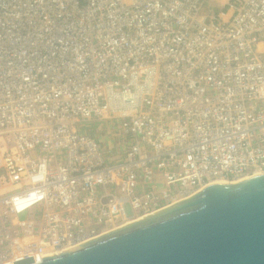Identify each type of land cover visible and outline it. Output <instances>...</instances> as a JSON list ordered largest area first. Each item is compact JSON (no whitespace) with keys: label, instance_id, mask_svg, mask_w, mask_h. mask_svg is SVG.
I'll return each mask as SVG.
<instances>
[{"label":"built area","instance_id":"2783aa9c","mask_svg":"<svg viewBox=\"0 0 264 264\" xmlns=\"http://www.w3.org/2000/svg\"><path fill=\"white\" fill-rule=\"evenodd\" d=\"M261 172L264 0H0V264Z\"/></svg>","mask_w":264,"mask_h":264},{"label":"water","instance_id":"95a60500","mask_svg":"<svg viewBox=\"0 0 264 264\" xmlns=\"http://www.w3.org/2000/svg\"><path fill=\"white\" fill-rule=\"evenodd\" d=\"M15 264H264V172L209 183L80 246Z\"/></svg>","mask_w":264,"mask_h":264},{"label":"rangeland","instance_id":"374dc122","mask_svg":"<svg viewBox=\"0 0 264 264\" xmlns=\"http://www.w3.org/2000/svg\"><path fill=\"white\" fill-rule=\"evenodd\" d=\"M210 3V2H209ZM209 3H206L207 5H206V7H211L212 5L211 4H209ZM127 212L130 214V210H129V208H127Z\"/></svg>","mask_w":264,"mask_h":264},{"label":"bare ground","instance_id":"6f19581e","mask_svg":"<svg viewBox=\"0 0 264 264\" xmlns=\"http://www.w3.org/2000/svg\"><path fill=\"white\" fill-rule=\"evenodd\" d=\"M213 182H224V181H213Z\"/></svg>","mask_w":264,"mask_h":264}]
</instances>
